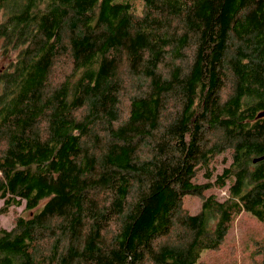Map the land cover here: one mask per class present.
Returning a JSON list of instances; mask_svg holds the SVG:
<instances>
[{
	"label": "trees",
	"instance_id": "trees-1",
	"mask_svg": "<svg viewBox=\"0 0 264 264\" xmlns=\"http://www.w3.org/2000/svg\"><path fill=\"white\" fill-rule=\"evenodd\" d=\"M0 43V264H264V0H0Z\"/></svg>",
	"mask_w": 264,
	"mask_h": 264
},
{
	"label": "rangeland",
	"instance_id": "rangeland-1",
	"mask_svg": "<svg viewBox=\"0 0 264 264\" xmlns=\"http://www.w3.org/2000/svg\"><path fill=\"white\" fill-rule=\"evenodd\" d=\"M136 6H139V1H136ZM6 62L4 61V58L2 57V45L0 43V68L5 64ZM70 69V61L69 59H62L60 60L55 68V80H59L60 78H62ZM135 82H133L132 80H130L128 82V90L125 93V96L123 97L122 100V111H125L129 105V100L131 98V96L135 93L134 91V86H135ZM222 163V156L219 158L218 161V169L220 170L223 166ZM201 178V179H200ZM198 177V180H203L202 176ZM218 194L220 199L225 198L226 196V191L225 190H219L218 188H214L213 190ZM210 191V192H211ZM208 192V193H210ZM202 204V199L201 197L198 196H189L185 199L184 201V207L186 210L190 211L191 213H196ZM3 205V200L0 199V207ZM25 216L28 215V211L24 210V205L22 206H18V205H13L11 207H9L8 211L5 212L2 216H1V225L7 229H11L14 227L15 221L17 219V217L19 216ZM245 232V231H244ZM243 232V234H244ZM242 232L240 234V237L243 235ZM250 248L240 244L237 248L238 253L241 254V260L242 262H244V260H246L249 264H254V258L253 256L250 254L251 250L249 251Z\"/></svg>",
	"mask_w": 264,
	"mask_h": 264
},
{
	"label": "water",
	"instance_id": "water-1",
	"mask_svg": "<svg viewBox=\"0 0 264 264\" xmlns=\"http://www.w3.org/2000/svg\"><path fill=\"white\" fill-rule=\"evenodd\" d=\"M258 116H259V117H263V116H264V111H262L261 113H259ZM262 159H264V155L261 156V157H256V158H254L253 161L256 163V162H258V161H260V160H262Z\"/></svg>",
	"mask_w": 264,
	"mask_h": 264
},
{
	"label": "bare ground",
	"instance_id": "bare-ground-1",
	"mask_svg": "<svg viewBox=\"0 0 264 264\" xmlns=\"http://www.w3.org/2000/svg\"><path fill=\"white\" fill-rule=\"evenodd\" d=\"M143 11V10H142ZM165 31V30H164Z\"/></svg>",
	"mask_w": 264,
	"mask_h": 264
}]
</instances>
